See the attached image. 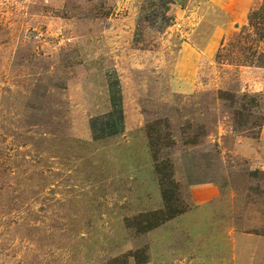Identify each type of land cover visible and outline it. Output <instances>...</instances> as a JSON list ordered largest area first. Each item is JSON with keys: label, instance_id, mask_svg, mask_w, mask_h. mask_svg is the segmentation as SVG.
I'll return each mask as SVG.
<instances>
[{"label": "rangeland", "instance_id": "1", "mask_svg": "<svg viewBox=\"0 0 264 264\" xmlns=\"http://www.w3.org/2000/svg\"><path fill=\"white\" fill-rule=\"evenodd\" d=\"M212 2L0 0V264H264V0Z\"/></svg>", "mask_w": 264, "mask_h": 264}, {"label": "crops", "instance_id": "2", "mask_svg": "<svg viewBox=\"0 0 264 264\" xmlns=\"http://www.w3.org/2000/svg\"><path fill=\"white\" fill-rule=\"evenodd\" d=\"M212 1L213 4H216L218 0ZM218 38V33L215 30L213 36L209 39V43L204 48L199 47L193 39L189 38L181 44L174 65V68H176L175 79L177 80L179 91L188 92L195 88L199 68H201L205 58L214 56L219 42ZM118 130L116 129L115 132Z\"/></svg>", "mask_w": 264, "mask_h": 264}, {"label": "trees", "instance_id": "3", "mask_svg": "<svg viewBox=\"0 0 264 264\" xmlns=\"http://www.w3.org/2000/svg\"><path fill=\"white\" fill-rule=\"evenodd\" d=\"M264 19V5L263 6H261L260 8H258V9H256V10H254L252 13H251V15H250V24H251V26H256L257 28V30H262V29H260V27L262 26V25H264V22H262V20ZM258 20H260V21H258ZM258 25V26H257ZM251 47H249V49H250ZM257 54V52H255L254 53V56ZM246 96V95H245ZM255 101V100H254ZM255 106H257V104L255 105ZM114 262V261H113Z\"/></svg>", "mask_w": 264, "mask_h": 264}]
</instances>
